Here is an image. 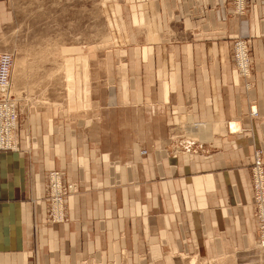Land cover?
<instances>
[{
  "label": "crops",
  "instance_id": "obj_1",
  "mask_svg": "<svg viewBox=\"0 0 264 264\" xmlns=\"http://www.w3.org/2000/svg\"><path fill=\"white\" fill-rule=\"evenodd\" d=\"M248 1L235 17L229 0H107L116 46L59 50L66 102L29 112L18 148L0 150V264L157 263L169 249L254 245L264 0ZM235 37L248 41L246 79L232 66ZM60 169L78 189L50 222L46 174Z\"/></svg>",
  "mask_w": 264,
  "mask_h": 264
},
{
  "label": "rangeland",
  "instance_id": "obj_2",
  "mask_svg": "<svg viewBox=\"0 0 264 264\" xmlns=\"http://www.w3.org/2000/svg\"><path fill=\"white\" fill-rule=\"evenodd\" d=\"M229 2L230 13L232 12L230 16L242 17L249 8V1L244 0L245 9L237 13L234 6L235 0H229ZM106 3L107 0H0V54L8 52L14 55L10 91L18 107L15 131L17 142L21 119L29 112L45 111L48 113L53 102L65 103L68 98L65 73L58 67L64 59L59 50L70 53V45H78V47L73 46V49L79 51L81 49L84 52L87 51L89 45L99 48L116 46L117 43L107 38L108 31L114 30L115 26L110 27L109 25L108 20L112 19L113 14L110 7L103 6ZM238 38H242L247 45L250 60L247 39ZM238 38H233L232 43ZM231 62H233L232 58ZM249 70L251 75V63ZM89 108L90 106L85 110H72L66 114L69 118L72 113L86 112ZM261 162L264 168L262 155ZM251 167L252 163L249 166L250 181L254 187L251 180ZM255 208L253 204L254 222L256 223L254 241L259 240L261 236ZM47 220L50 221L48 217ZM135 257L138 256L135 255ZM141 257L148 260L146 255H141ZM161 257L159 262L152 263L153 260H150L151 262L133 261L131 260L134 259L133 257L122 254L118 259L120 261L107 264H264V243L255 242L251 248L239 249V251L213 250L207 256L202 255L201 248L196 252L185 254L169 249L161 253Z\"/></svg>",
  "mask_w": 264,
  "mask_h": 264
},
{
  "label": "bare ground",
  "instance_id": "obj_3",
  "mask_svg": "<svg viewBox=\"0 0 264 264\" xmlns=\"http://www.w3.org/2000/svg\"><path fill=\"white\" fill-rule=\"evenodd\" d=\"M236 2H237V6H239V7L242 5V3L244 4L243 0H237ZM238 40H240V42H238V44H235L234 42L232 43V47H233L232 59H233L234 54H237L239 56L238 65L240 66L241 71L238 70V67H237V65H235L234 61H233V65L237 69V72L239 73V75L248 78L250 75L249 74L250 70H248V67H250L251 61L249 60V57H248V59H246V54H244V52L247 50V45L245 44V42L242 38H238ZM245 48H246V50H244ZM11 57H12V64H11V69H10L11 73H10V76H9L7 83L4 85H0V96H4L5 99L9 101V104H5L6 108H9L10 106L13 105L15 107V109L17 110L18 107H17L16 99H15V97L12 96L11 91H10V84H11L10 79H11L12 72H13L14 55H11ZM246 85H248V84H246ZM1 104H2V102H1ZM8 110H11V108H9ZM250 112L252 115H256L257 109L255 107H252ZM17 120H16V125H14L15 122H13V121L10 122V124H12V127L10 126V128L8 129L10 132L6 133V139H7L8 145L12 146V148H5V149H0V150L14 151L18 148V142L16 141V138H15V131L17 129ZM194 125L195 126H202L203 124L202 123H194ZM14 126H15L14 130H12V128ZM195 136H198V135H195ZM185 145H187V143H185ZM255 151H259L261 153L260 149H258V148L255 149L253 152L254 153L253 160L256 159L255 158V154H256ZM142 152L145 153L144 151H142ZM261 155H262V153L259 154L257 156V158L260 159ZM254 168H255L254 173L256 174L255 179L258 178L259 182H261V186L263 189L264 188V174L262 175V171H261L262 169L259 168V166H255ZM49 171L47 172L46 181H45V184H46L45 199H47V201H48V204L46 206V214H47V217L50 220V222H62V220L65 219V211H64L65 205H66L65 197L70 195V194H74L78 189V185L74 182L65 180L64 172L61 169L57 170V172L59 174H53V173L50 174ZM61 173L63 174V176L61 175ZM49 178L51 179V181L52 180L54 181V184H55L54 185V193H56V194H58V191H60V182H61L60 178L62 179L63 182H65V184H67L68 191L64 194V196L60 197V200L56 199V200L49 201L48 197L46 196L48 194L47 184H48ZM252 178H253V176H252ZM252 178H251V180H252ZM251 186H252V183H251ZM252 191L254 194V201H253L254 207L257 208V205H258L260 210H263V204H261L260 201L256 199V197L258 195L255 194V188L253 186H252ZM262 192H264V191L262 190ZM49 213L53 214L52 217L49 216ZM255 216H256V212H255ZM256 221L258 223V227L261 226V227H259V231H260L261 236H260L259 240H256V243L258 242V243L262 244V243H264V221L263 222L259 221V218H257V217H256Z\"/></svg>",
  "mask_w": 264,
  "mask_h": 264
},
{
  "label": "built area",
  "instance_id": "obj_4",
  "mask_svg": "<svg viewBox=\"0 0 264 264\" xmlns=\"http://www.w3.org/2000/svg\"><path fill=\"white\" fill-rule=\"evenodd\" d=\"M237 0H235V11L237 13H241L245 9V5L242 3V5L239 7L237 6ZM244 1V0H243ZM240 40H236L234 43L238 44ZM246 50V48L244 49ZM246 54V59H248V50L244 52ZM238 59L239 56L237 54H234L233 56V61L235 62V65H237L238 70L241 71L240 66L238 65ZM11 64H12V57L8 53H1L0 54V85H4L7 83L9 76H10V69H11ZM249 70V67H248ZM2 102V104H1ZM5 104H9V101L5 99L4 96H0V149H5V148H12V146L8 145L7 139H6V133L10 132L8 129L10 126L12 127V124H10L11 121L15 122L14 125H16V120L18 119L17 116V110L15 107L12 105L9 108L11 110H8L9 108L5 107ZM15 126L12 128L14 130ZM255 160L252 161V181L254 183V188H255V194L258 195L256 197L257 200L260 201L261 204H263V210H260V208L257 205V208H255L256 212V217L259 218V221L263 222L264 221V188L262 189L261 182H259L258 178L255 179L256 174L254 173V167L259 166L262 170V175L264 174V168L262 166L261 157L260 159L257 158V156L260 154L259 151H255ZM50 174H59L57 170H50ZM63 176V174L61 173ZM60 175V176H61ZM60 191H58V194L54 193V181L49 178L47 188H48V194L47 197L49 201L51 200H56L59 199L60 197L64 196V194L68 191L67 184L62 181L60 178ZM58 197V198H57ZM259 208V209H258ZM263 211V212H262ZM53 214L49 213V216L52 217ZM261 227V226H259Z\"/></svg>",
  "mask_w": 264,
  "mask_h": 264
}]
</instances>
